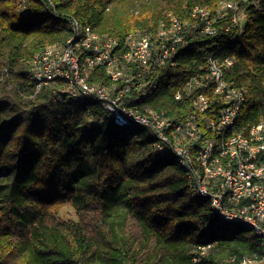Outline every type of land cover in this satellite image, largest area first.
<instances>
[{"label":"trees","instance_id":"16d2710c","mask_svg":"<svg viewBox=\"0 0 264 264\" xmlns=\"http://www.w3.org/2000/svg\"><path fill=\"white\" fill-rule=\"evenodd\" d=\"M229 1L244 8V22L228 9L216 33L186 35L179 67H154L158 90L132 105L183 117L193 99L174 95L208 52L233 57L226 77L247 88L239 128L264 115V0ZM219 2L0 0V176L27 172L18 196L9 194L0 205V264H95L101 251L106 264H194L199 247L209 243L204 264L263 255V238L244 223L222 220L196 193L179 158L155 149L148 127L117 126L95 98L54 102L51 87L36 91L29 74L34 54L63 42L72 18L124 40L130 30L156 28L169 12L191 19L200 5L216 14ZM108 191L127 203L120 233L107 217ZM67 205L76 207L78 220L60 218Z\"/></svg>","mask_w":264,"mask_h":264},{"label":"built area","instance_id":"2783aa9c","mask_svg":"<svg viewBox=\"0 0 264 264\" xmlns=\"http://www.w3.org/2000/svg\"><path fill=\"white\" fill-rule=\"evenodd\" d=\"M20 6L26 12V2ZM228 9H234L236 18L239 7L229 0H220L216 14L200 5L193 7L191 19L169 12L156 28L130 30L124 40L72 18L63 42L46 44L34 54L29 74L36 91L51 87L54 102L95 98L117 126L148 127L156 137L155 149L179 158L194 190L210 201L212 210L224 221L251 227L264 245V115L239 128L247 88L226 77L233 57L206 53V63L174 95L193 99L183 117L130 103L158 90L161 75L153 74L154 67H179L186 35L216 33V22ZM211 246L199 247L194 264H204L201 256ZM239 264H264V248L261 257H246Z\"/></svg>","mask_w":264,"mask_h":264},{"label":"rangeland","instance_id":"374dc122","mask_svg":"<svg viewBox=\"0 0 264 264\" xmlns=\"http://www.w3.org/2000/svg\"><path fill=\"white\" fill-rule=\"evenodd\" d=\"M245 15H246V11L244 10V8L238 10L236 13V20L244 22ZM72 159H73L72 156L68 157V160H70V162L68 161L69 167L73 170L74 165L71 166V164L73 163L71 162ZM26 174L27 172L24 171L19 172L17 170L3 172V174L0 176V205L3 203V199L9 194H12L14 197L18 196L17 183L20 179H22V177L26 176ZM107 196H108L107 217L109 220L114 222L117 231L120 233L121 221L123 219L125 210L127 209V203L123 197L117 196V193L115 194L113 191H108ZM59 216L64 220L79 219L76 207L74 205L65 206L60 211ZM95 264H106V258L103 251H101L99 255L96 257Z\"/></svg>","mask_w":264,"mask_h":264}]
</instances>
